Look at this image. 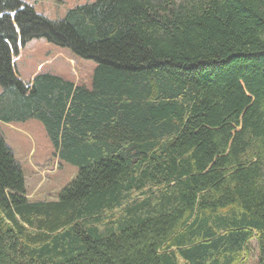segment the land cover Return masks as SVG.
<instances>
[{"label": "trees", "instance_id": "1", "mask_svg": "<svg viewBox=\"0 0 264 264\" xmlns=\"http://www.w3.org/2000/svg\"><path fill=\"white\" fill-rule=\"evenodd\" d=\"M34 38L96 62L41 71ZM16 57V58H15ZM0 120L39 119L79 170L28 196L0 133V264H264V0H0ZM1 132V131H0Z\"/></svg>", "mask_w": 264, "mask_h": 264}, {"label": "rangeland", "instance_id": "2", "mask_svg": "<svg viewBox=\"0 0 264 264\" xmlns=\"http://www.w3.org/2000/svg\"><path fill=\"white\" fill-rule=\"evenodd\" d=\"M34 9L51 19H62L66 11L77 5L95 0H24ZM16 60V71L24 81L46 71L90 86L96 62L73 56L63 48L44 38H34L24 47ZM16 58V57H15ZM39 69V70H38ZM3 87L0 85V93ZM44 124L35 118L26 120H0V133L13 156L19 162L26 181L28 196L34 200H56L62 190L78 173V166L59 157L58 148L50 138ZM251 256L247 264H255V240L251 242Z\"/></svg>", "mask_w": 264, "mask_h": 264}, {"label": "crops", "instance_id": "3", "mask_svg": "<svg viewBox=\"0 0 264 264\" xmlns=\"http://www.w3.org/2000/svg\"><path fill=\"white\" fill-rule=\"evenodd\" d=\"M22 50H23V48L21 49V52H22ZM21 54V53H20ZM19 57H20V55H19ZM39 70V69H38ZM34 78V77H33ZM33 78H31V79H29L28 81H31Z\"/></svg>", "mask_w": 264, "mask_h": 264}]
</instances>
